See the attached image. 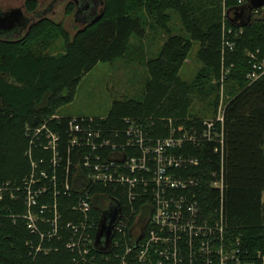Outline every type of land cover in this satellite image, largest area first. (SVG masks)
I'll return each instance as SVG.
<instances>
[{"label": "trees", "instance_id": "16d2710c", "mask_svg": "<svg viewBox=\"0 0 264 264\" xmlns=\"http://www.w3.org/2000/svg\"><path fill=\"white\" fill-rule=\"evenodd\" d=\"M71 3L77 12V4ZM222 3L223 0H102L100 19L86 22L73 38L61 24L46 16L31 20L17 38H0V183L11 181L20 185L30 171L26 155L30 144L24 133L27 123L38 126L50 120L60 106L73 99L88 71L99 62L123 57L131 47L132 36L144 38L147 23L170 33L169 11L175 9L190 37L170 35L160 55L147 62L150 79L144 98L114 101L106 119L97 121L94 128L115 138L114 130L125 129V118L132 117L146 125L151 137H165L169 135L172 118L175 126L185 124L199 132L200 120L187 119L191 94L195 89L206 95L219 93L221 82L214 80L220 78L224 65L228 72L222 82L226 99L223 122H218L221 136L198 145L186 142L172 151L199 161L183 174L198 179L192 185V194L199 197L203 215L212 212L217 219L222 218L227 235L239 238L247 253L263 249L264 75L249 81L247 74L252 64L247 53L258 51L264 55V16L253 14L250 22L236 25L229 17L241 4L227 0L226 10L232 9L227 18ZM37 4L38 0H27L25 9L35 14L39 11ZM229 28L234 32L229 33ZM240 30L235 39V32ZM61 32L66 37L65 53L44 52L49 38ZM224 32L235 41L233 48L224 44ZM193 41L201 43L198 57L203 66L195 81L188 83L180 77L179 69ZM206 84L210 86L205 90ZM68 119L63 117L49 124L61 133V174L73 188L70 197L68 193L59 196L60 206L65 220H78L81 217L72 206L78 197L77 186L83 187L87 181L75 164L82 150L76 147L70 151ZM34 152L37 158L42 155L40 149ZM45 157L49 154L45 153ZM212 178L223 179L222 190L208 185ZM107 203L106 192L95 195L98 209H105ZM150 205H138L142 206L147 225ZM25 207L21 198L12 200L6 196L0 201V264H74L76 254L64 243L69 237L66 230L61 229L59 236L44 238L32 233L22 217ZM40 242L44 248L38 250Z\"/></svg>", "mask_w": 264, "mask_h": 264}, {"label": "built area", "instance_id": "2783aa9c", "mask_svg": "<svg viewBox=\"0 0 264 264\" xmlns=\"http://www.w3.org/2000/svg\"><path fill=\"white\" fill-rule=\"evenodd\" d=\"M253 14L264 16V5L255 8ZM228 31L234 32L232 28ZM241 32H235L233 37L238 38ZM225 35L224 32V44L233 48L235 41ZM247 56L252 64L247 78L252 82L264 75V55L249 51ZM227 70L223 65L221 82ZM63 117L69 118L70 151L76 147L82 150L75 164L87 181L85 186H77L78 197L72 206L81 217L78 220H65L60 206L59 196L68 193L70 197L73 188L61 174V133L49 122ZM223 118L224 108L216 120H200L199 132L175 126L170 118L169 135L165 137H151L146 127L132 117L125 118V129L114 130L115 138L94 128L97 121L106 117L54 114L38 126L27 123L24 133L30 144L26 150L30 171L20 185L11 181L0 183V201L6 196L12 200L21 198L26 206L22 214L26 226L41 238L59 236L61 229H65L69 237L64 243L76 254L74 264H264V248L247 253L239 238L227 235L222 218L217 219L212 212L203 215L199 197L192 194V185L198 179L183 174L199 161L172 151L186 142L198 145L220 137L218 122H223ZM36 149L42 152L38 158ZM208 185L222 190L223 179L212 178ZM98 192L107 193L105 208L114 199L121 206L112 249L106 253L94 247L104 210L96 207ZM147 202L152 208L148 225L140 221L143 209L138 207ZM42 248L40 242L37 249Z\"/></svg>", "mask_w": 264, "mask_h": 264}, {"label": "rangeland", "instance_id": "374dc122", "mask_svg": "<svg viewBox=\"0 0 264 264\" xmlns=\"http://www.w3.org/2000/svg\"><path fill=\"white\" fill-rule=\"evenodd\" d=\"M71 1L74 0H38L37 10L39 11L33 14L25 9L27 0H0V11L7 12L15 8H21L25 16L30 17L31 20L46 16L61 24L68 36L73 38L74 34L87 21L80 19V12H76V6ZM226 2L227 0H223V12L227 8ZM101 9L102 0H99L97 12H100ZM169 13L171 16L168 23V27L171 30L170 33L159 26L156 28L150 27V22L147 23L146 36L141 39L137 38L136 35L132 36L131 47L123 57L116 58L113 61L99 62L88 71L82 77L73 99L60 106L56 114L100 118L109 114L112 104L116 100H142L146 94L147 84L150 79L147 62L160 55L170 35L190 37L183 26L178 11L171 9ZM149 19L151 20V18ZM18 27L16 25L9 31L10 26H7V36L4 37L17 38L22 35L25 28L20 33L15 34V30ZM200 47V42H192L189 53L179 69L180 77L188 83L195 81L203 66L198 57ZM66 49V37L61 32V34L49 38L43 51L60 55L65 53ZM219 80L221 82V76L219 79H215L214 82ZM208 86L210 85L206 84L205 90L209 88ZM191 96L192 101L188 110V120L195 118L197 120H216L221 115L226 99L225 86L222 82L219 93L206 95L195 89V93L191 94ZM182 125L188 128L185 124Z\"/></svg>", "mask_w": 264, "mask_h": 264}, {"label": "water", "instance_id": "95a60500", "mask_svg": "<svg viewBox=\"0 0 264 264\" xmlns=\"http://www.w3.org/2000/svg\"><path fill=\"white\" fill-rule=\"evenodd\" d=\"M77 4V12H80V19L90 23L96 22L102 16L103 10L101 13L94 11L97 10V5L99 0H74ZM264 5V0H244L241 5H238L237 8L233 10L226 11V17L230 16L231 10L233 11V16L229 18L232 19L236 25H243L247 22H250L253 16V10L255 8L261 7ZM92 10V15L88 14L89 10ZM89 15V16H88ZM31 21V18L25 16L21 8H15L7 12L0 11V38H6L7 26H10L9 31L13 29L16 25L19 27L16 28L15 34L20 33L24 28L28 27V23ZM9 35V34H8ZM121 216V206L114 199L110 202L107 208L103 210V214L100 220V226L98 233L94 241L95 250L99 252H109L112 249V239L115 234V224ZM142 236V235H141ZM139 236V237H141ZM136 243V242H135ZM136 245V244H135Z\"/></svg>", "mask_w": 264, "mask_h": 264}, {"label": "flooded vegetation", "instance_id": "af4514ba", "mask_svg": "<svg viewBox=\"0 0 264 264\" xmlns=\"http://www.w3.org/2000/svg\"><path fill=\"white\" fill-rule=\"evenodd\" d=\"M90 1H94V0H90ZM88 12H90V13H88V14H90V15H92V13H93L91 9H90ZM94 12H95V14H96V13H97V10H96V11H94ZM88 16H89V15H88ZM140 221H141V222H144V221H143V220H141V219H140Z\"/></svg>", "mask_w": 264, "mask_h": 264}, {"label": "bare ground", "instance_id": "6f19581e", "mask_svg": "<svg viewBox=\"0 0 264 264\" xmlns=\"http://www.w3.org/2000/svg\"><path fill=\"white\" fill-rule=\"evenodd\" d=\"M139 11H142V9L141 10H139ZM135 12V11H134ZM142 13V12H141ZM133 15V14H132ZM252 50V49H251ZM143 121V120H142ZM145 123V122H144ZM146 126V125H145ZM154 130V129H153ZM230 232V231H229Z\"/></svg>", "mask_w": 264, "mask_h": 264}]
</instances>
